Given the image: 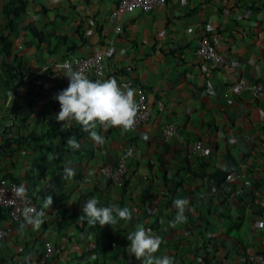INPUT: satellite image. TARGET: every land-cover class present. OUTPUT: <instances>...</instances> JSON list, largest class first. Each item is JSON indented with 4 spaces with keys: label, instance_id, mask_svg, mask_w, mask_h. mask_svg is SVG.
<instances>
[{
    "label": "crops",
    "instance_id": "crops-1",
    "mask_svg": "<svg viewBox=\"0 0 264 264\" xmlns=\"http://www.w3.org/2000/svg\"><path fill=\"white\" fill-rule=\"evenodd\" d=\"M117 2L26 0L14 16L9 0H0V36L10 40L5 60L21 71L17 77L4 71L0 43V134L12 141L0 149V175L35 195L37 211L48 196L53 201L39 229H22L24 222L11 223L0 208V227H11L0 241V264H143L129 254L126 238L138 227L161 239L154 255H167L174 264H249L264 252V0H166L148 12L126 13L115 33L109 13ZM32 29L50 35V46ZM213 34L224 55L220 68L194 52L200 37ZM97 51L104 54V74L87 77L115 78L118 85L134 80L147 93L150 116L128 132L97 125L104 145H95L89 134L72 149L60 137L45 135L48 119L60 110L54 96L69 83L55 64ZM239 78L260 83V94L235 93L232 83ZM168 123L175 133L163 140L161 129ZM196 140L203 155L193 148ZM61 144L60 152L43 147ZM127 145L133 153L123 184L104 182L99 164L115 163ZM57 167L65 176L70 167L74 175L51 190ZM217 168L229 172L219 188L196 175ZM91 198L98 207L129 208L132 219L89 225L80 216ZM178 198L189 201L186 221L171 228ZM45 242L57 251L42 262Z\"/></svg>",
    "mask_w": 264,
    "mask_h": 264
},
{
    "label": "clouds",
    "instance_id": "clouds-1",
    "mask_svg": "<svg viewBox=\"0 0 264 264\" xmlns=\"http://www.w3.org/2000/svg\"><path fill=\"white\" fill-rule=\"evenodd\" d=\"M64 75L68 78V86L58 92L54 99L59 102L60 110L56 114V120L60 122L75 121L85 131H89L90 138L95 145L102 146L104 138L94 129L99 125L107 131L109 128H120L124 132L134 130L138 106L134 99L135 91L130 87L121 88L115 78L103 81L90 80L82 71H73L71 64L62 66ZM13 98V95L11 93ZM147 139V137H145ZM67 144L72 149H79L80 144L70 137ZM66 177H72L74 170L65 168ZM16 195L20 198L26 196V189L23 185L16 189ZM53 203L52 197L48 196L43 203V210L37 211L34 208H25L23 211L25 225L39 229L43 223V216L46 209ZM99 201L96 198L87 200L83 206V215L80 219H86L89 225H114L119 220L129 221L132 219V212L127 207L97 206ZM176 215L169 222L171 228L186 221L185 210L189 205L186 198H178L174 202ZM129 254L134 255L143 264H174V261L167 255L157 257L154 254L159 250L161 239L150 234V230L138 227L134 232L127 235Z\"/></svg>",
    "mask_w": 264,
    "mask_h": 264
},
{
    "label": "built area",
    "instance_id": "built-area-1",
    "mask_svg": "<svg viewBox=\"0 0 264 264\" xmlns=\"http://www.w3.org/2000/svg\"><path fill=\"white\" fill-rule=\"evenodd\" d=\"M166 0H118L114 8L109 13V20L114 23V32H121V17L135 8H140L148 12L154 8L164 6ZM219 44L216 35L202 36L197 40L195 46V54L201 60L208 62L211 66L220 68L224 64V55L217 49ZM71 64L73 71H82L86 76L102 77L104 74V54L97 51L87 56H67L61 59L55 66L63 70V65ZM122 88L130 87L135 89V101L138 106L135 126H139L148 121L150 116V109L147 100V93L141 86L135 84L134 80L130 78L122 79L119 82ZM232 89L235 93L249 92L252 97H257L262 85L258 82H249L244 78H239L232 83ZM175 133V128L172 123H168L161 129V136L163 140L169 139ZM193 148L196 149L200 155L204 154V148L200 140L193 142ZM133 153L132 145L124 146L115 163L101 162L98 166V174L106 183L113 185H122L124 177L127 172L128 160ZM5 173L0 175V207L5 208L7 216L11 223L24 222L23 211L25 208H34L37 210V203L35 195L26 194L25 197L20 198L16 195V189L20 187L16 182L4 177ZM11 227H0V241H2L9 233ZM56 247L51 242L44 243V255L41 261L49 255L55 253ZM36 260H28L23 264H37ZM65 264V263H62ZM249 264H264V252H259L253 255Z\"/></svg>",
    "mask_w": 264,
    "mask_h": 264
},
{
    "label": "trees",
    "instance_id": "trees-1",
    "mask_svg": "<svg viewBox=\"0 0 264 264\" xmlns=\"http://www.w3.org/2000/svg\"><path fill=\"white\" fill-rule=\"evenodd\" d=\"M9 2H10V14H12L14 16L18 15L21 11H23L25 6H26V0H9ZM32 31L34 33V36L37 38V40L40 43H42L46 48H47V46L48 47L50 46V44H51V40H50L51 36L50 35H45L41 31H37L36 29H32ZM61 38H64V37L62 36ZM0 43H1V53H2V56L4 58V60H2V62H1V64L5 69L4 71L9 73V77L19 76L21 73L19 65L18 64H14V65L9 64L8 65V63L5 60V58L10 53V40L8 39L7 35L0 36ZM10 65H12L15 68L14 74L10 73V70H9ZM45 135L48 138H53V137L58 136L62 139V142H66L70 137H74L77 140L83 139L84 137L89 135V131H85L84 128L79 124L71 123V126H69V124H66L65 122L58 123L56 118L55 119L49 118L48 119V128L45 131ZM0 136H1L2 141H3V143L0 144V149H5V148H8L12 145V141H10L9 138H4L3 134L2 135L0 134ZM15 142L18 143L19 140H15ZM43 147H45V149L54 150L56 152H60V151L65 149V146L62 144L59 146H55V147H52L51 145H46ZM225 157H226V160L228 161V164L233 166L234 161H233V158L231 157V155L226 154ZM62 172H63V168L57 167L54 170V172L52 173V175L49 179V185L51 187V190L58 189L62 186V183L66 177L65 174H63L64 172L63 173ZM196 175L200 176V177H207V178L213 180L216 183L215 188H219L221 183H223L227 179V177L229 176V172L217 168L211 172H199ZM4 177L7 178L6 175ZM29 195H32V194H29ZM0 208H2V207H0ZM1 211H3V212L5 211V213L7 214L5 208H3ZM239 225H240V221L233 223V227H238Z\"/></svg>",
    "mask_w": 264,
    "mask_h": 264
}]
</instances>
